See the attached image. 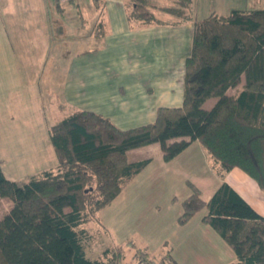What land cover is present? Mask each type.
<instances>
[{
    "label": "trees",
    "instance_id": "16d2710c",
    "mask_svg": "<svg viewBox=\"0 0 264 264\" xmlns=\"http://www.w3.org/2000/svg\"><path fill=\"white\" fill-rule=\"evenodd\" d=\"M129 1L134 6L130 18L153 20L138 12L145 0ZM188 1L161 10L188 19ZM55 6L61 14L59 0ZM242 77V88L227 95ZM209 99L216 102L206 110ZM48 139L55 168L22 184L6 179L0 168V199L12 203L0 218V264H122L121 245L88 257L91 235L85 226L98 222L97 213L150 162L128 160L127 151L142 146L159 144L167 162L198 141L219 177L238 168L264 192V8L193 21L180 107L158 108L152 123L126 130L78 110L55 122ZM187 185L191 194L182 202L177 223L206 208L203 222L236 256L229 264H264V218L226 183L206 203L196 187Z\"/></svg>",
    "mask_w": 264,
    "mask_h": 264
},
{
    "label": "crops",
    "instance_id": "0c3cea01",
    "mask_svg": "<svg viewBox=\"0 0 264 264\" xmlns=\"http://www.w3.org/2000/svg\"><path fill=\"white\" fill-rule=\"evenodd\" d=\"M90 2L97 15L92 21L90 20L91 24L84 35L77 33L73 37L81 40L86 38L88 41L91 39L98 44L93 48L77 51L71 56L74 57V63L83 56L87 57V67L86 70L79 66H77L79 69L72 71L64 70L68 78L62 83L61 92L58 91L62 96L61 102L64 105L79 108L71 113L85 110L99 114L121 130L152 123L158 108L180 107L183 98L184 62L189 54L182 56L186 54L184 50L178 57L176 56L175 38L181 39L183 22L186 19L161 22L154 15V9L152 11L150 9L148 15L153 20L145 22L130 18L128 0H99L98 4L95 0ZM152 2L154 0H145L144 8L148 9V4L152 7L156 6ZM132 9H134L133 5ZM96 19L102 21L95 23ZM65 26L67 25H64V28ZM191 38L192 34L188 35L187 41L190 47ZM2 58L4 59L5 55ZM62 69L60 68L61 71ZM72 75L73 78L70 79L69 76ZM29 83L31 86L35 84L32 81ZM40 85L44 86V84ZM242 86L241 83L236 89L235 87L229 88L226 94L235 95ZM232 90L234 93H231ZM22 96L23 100L18 99L20 102L17 108L20 110L17 115H23L26 107L30 109V100L28 99L27 102L25 99V96L28 98V93L25 95L23 92ZM215 102V99H209L203 104V108L208 110L210 109L209 104L212 107ZM14 106L11 104V108ZM3 114L0 112V132L8 122L10 128L23 134L22 140L29 141L32 139V134H36L34 137L38 148H34L33 152L27 142V146L21 149L22 156L26 157V160L30 156L43 155L42 150L44 151L43 148L46 149L47 145L50 150L48 129L55 122L69 115L66 114L55 122L47 124L45 118L31 122V118H26L24 115L22 121L16 123L14 120H18V117L12 116L8 121L7 118L1 116ZM37 123H40L41 127ZM14 154L10 167L14 165L16 168H10L12 172L19 170L17 167L21 162ZM131 154L135 157L133 161L150 159V162L128 180L120 193L111 201L112 205L119 204L120 213L124 207L128 209L127 213H130L141 196L148 193V189L153 190L154 199L159 200L162 199L161 196L166 190L164 186L167 188L176 185L174 182L178 181L177 185L183 188L180 190L181 196L172 194L165 197L167 201L174 204L170 205V208H176L174 213L156 211L154 219L159 222L157 228L163 226L165 230L160 229L161 233L157 240L159 246L156 251L146 248L143 252L148 256L163 252L161 255L169 258L166 264H229L234 262L236 256L232 249L216 231L203 222L202 218L207 213L206 208L195 213L184 224H178L177 218L182 213V202L191 194L187 182L199 190L200 198L205 203L222 183H226L258 215L264 218V192L258 188L256 182L238 168L226 172L222 178L219 177L198 141L191 142L186 149L167 162L164 161L157 143L129 150L126 153L127 158ZM56 165L57 163L52 164L51 167L54 168ZM0 168L6 179L17 183V177L14 174L7 175L1 166ZM44 170L48 168L39 170L38 173ZM148 203L152 204L153 201H148ZM143 211L144 209L139 215H132L130 218H140ZM156 232L158 233L157 230ZM131 245L132 243L127 244V246Z\"/></svg>",
    "mask_w": 264,
    "mask_h": 264
},
{
    "label": "rangeland",
    "instance_id": "374dc122",
    "mask_svg": "<svg viewBox=\"0 0 264 264\" xmlns=\"http://www.w3.org/2000/svg\"><path fill=\"white\" fill-rule=\"evenodd\" d=\"M59 1L64 8L61 14L56 10L55 0H44V2L43 0H0V112L4 113L1 116L7 118L8 121L13 116L19 118L14 120L16 123L20 122L24 115L26 118H31V122L45 118L47 124H51L64 115L79 109L72 105H64L61 102L62 96L59 92H61L62 83L68 78L64 70L72 71L76 68L79 69V67L86 70L87 57L83 56L74 63V57L71 56L77 51L93 48L98 43L91 39L88 41L86 38L77 39L73 35L76 36L77 33L84 35L88 30L87 27L91 24L90 20L92 21L97 14L90 2L91 0ZM178 1L154 0L152 3L156 6L152 7L148 4V9L141 8L138 9V12L145 13V16L149 17L150 9L151 11L154 9V15L161 22L180 21V17L163 13L160 8H177L179 7ZM188 2V6L185 8L188 19L186 18L183 22L181 39L175 38L177 57L184 50L186 54L182 56H186L190 52L187 37L192 34L194 20L204 19L212 13L226 16L235 9L247 11L264 8V0H189ZM128 8L129 13L133 11L132 1L128 0ZM98 21L102 20L96 19L95 23ZM64 25L67 26L64 28ZM64 29L65 32H63ZM3 55H5L4 59L2 58ZM132 55L134 56V54ZM59 67L63 68L62 71ZM69 78L72 79L73 75ZM29 81L35 84L31 86ZM241 83H244L243 77L235 89ZM40 84H44V86ZM23 92L25 95L28 93V98L25 96V99L27 102L28 99L30 100V109L26 107L23 115H17L20 110L17 108L20 102L18 99L23 100ZM231 93H234L233 90ZM24 102L26 103V101ZM11 104L15 106L11 108ZM208 108H211L210 104ZM54 109L56 110L54 111ZM38 125L41 127L40 123ZM13 129L6 122L0 132V166L3 172L7 175L14 174L17 177V184H22L30 176L39 174V170L53 169L51 165H55L57 160L52 147L49 150L47 145L46 149L43 148L44 151L42 150L43 155L30 156L26 160V157L22 156L21 149L23 150L28 142L34 152L38 148L34 137L36 134H32V139L29 141L22 140L23 134ZM13 154L21 162L17 167L19 170L12 172L10 168H16L14 165L10 167ZM134 158L133 154L128 156L129 161H133ZM174 184L176 185L163 187L166 190L162 196L160 195L162 199L159 200H155L153 190L148 189V193L143 197L141 196L130 213H127L126 207L120 213L119 204L112 205L111 202L107 208L101 209L97 213L98 222L92 221L85 226L91 235L87 245L88 257H100L105 248L121 245L125 250V258L122 264L168 263V257L161 255L163 252L158 253V255L153 254L154 256L143 255L140 252L146 248L156 251L159 246L157 240L161 233L160 229L161 231L165 230V227L161 226L158 229L159 222L154 218L156 211L174 213L176 208H170V205L174 204L165 198L172 194L181 196L180 190L183 188L177 185L178 181H175ZM124 186L125 184L123 188ZM148 201H153V203L149 204ZM11 206L12 203L8 200L2 199L0 201V218L9 211ZM143 209L140 218H130L132 215H139ZM155 233L157 234L155 235ZM128 243H132V245L127 246Z\"/></svg>",
    "mask_w": 264,
    "mask_h": 264
},
{
    "label": "built area",
    "instance_id": "2783aa9c",
    "mask_svg": "<svg viewBox=\"0 0 264 264\" xmlns=\"http://www.w3.org/2000/svg\"><path fill=\"white\" fill-rule=\"evenodd\" d=\"M62 1H69V0H62Z\"/></svg>",
    "mask_w": 264,
    "mask_h": 264
}]
</instances>
